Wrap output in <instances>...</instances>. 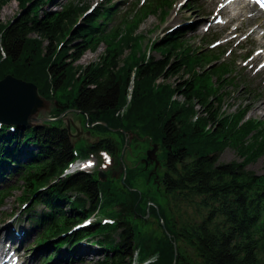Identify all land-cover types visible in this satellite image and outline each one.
Listing matches in <instances>:
<instances>
[{
	"label": "trees",
	"instance_id": "16d2710c",
	"mask_svg": "<svg viewBox=\"0 0 264 264\" xmlns=\"http://www.w3.org/2000/svg\"><path fill=\"white\" fill-rule=\"evenodd\" d=\"M9 1L0 0V11ZM17 1L26 7L32 0ZM164 2L154 7L155 12L163 10L169 0ZM87 4L78 1L42 16L38 15V5L33 4L11 23L0 19V79L12 74L33 82L39 93L51 100L60 92L58 98L64 105L93 112L89 123L106 122L107 126L98 122L93 127L97 141L79 142L85 154L106 147L120 156L125 142L120 128L138 137L128 147L139 139H144L148 147L158 143L165 169L162 187L154 185L151 189L147 182L145 191L130 189L136 174L129 167L124 182L120 179L118 185L110 180L101 183L97 173L58 179L73 156L74 144L61 120L19 127L15 136L8 137L10 140H5L4 131H0V165L28 143L36 146L30 150V162L18 168L24 199L57 180L38 196L51 208L49 213L39 214L37 220L48 222L47 237L41 243L80 221L88 211V203L97 205L102 185L111 190L104 191L110 193L109 204L116 205L107 213L124 217V223L83 228L69 237L71 244L81 236L101 237L98 241L110 249L95 264H131L137 250L140 259L151 258V264H194L185 246L194 249L200 264H264V174L249 169L251 163L264 156V122L244 118L252 108L246 101L258 98L256 91L229 77L231 64L218 68L211 65L219 55L201 56L179 35L153 44L159 56L143 51L145 34L140 27L147 8L141 16L127 19L119 35L101 31L96 21L99 11L73 27ZM112 14L102 11L100 26ZM65 37L68 40L57 50ZM101 43L105 50L98 61L78 63L84 53L95 51ZM214 76L216 87L211 83ZM160 78L162 81H158ZM229 87L247 96L234 116H224V106L233 99ZM198 104L202 111L194 120ZM124 107V114H117ZM60 111L55 107L52 116ZM209 124L215 129L207 128ZM111 128L117 130L112 132ZM227 147L234 149L242 161H220ZM139 169L136 171L141 174ZM161 194L167 197L165 205ZM193 201L198 207L195 216L182 206V202ZM59 202H70L69 211H64ZM148 205L150 218H145ZM182 211L185 218H181ZM153 216L157 224L151 221ZM138 221L142 229L137 228Z\"/></svg>",
	"mask_w": 264,
	"mask_h": 264
},
{
	"label": "rangeland",
	"instance_id": "374dc122",
	"mask_svg": "<svg viewBox=\"0 0 264 264\" xmlns=\"http://www.w3.org/2000/svg\"><path fill=\"white\" fill-rule=\"evenodd\" d=\"M61 1L62 0H57L56 2H61ZM83 1L88 3V5H89L92 2L100 1V0H83ZM129 1L131 2L132 0H129ZM195 2L197 3L195 7H193L192 9H185L184 11H182L178 15V17H173L172 15H170L167 18L166 22H164V23H161L160 19L157 18V16H155L153 14L150 15L144 22H142L140 30L141 31H146L147 36L152 38V39H159V38H161L164 35L166 30L170 26H172L174 23H176V22H181V21H185L186 19H194L195 18L199 22L200 21L204 22V23H202L204 25L205 22L208 20L210 14L213 11V8H214L213 2H214V0H195ZM127 6L130 7L129 2H127ZM185 7L187 8V4L185 5ZM46 8H48V5L46 6ZM20 11H21V6L19 5L18 1L17 0H11V1H9L7 4H5L2 7V9L0 11V19H1V21L3 23H8ZM226 30L224 31V33L226 32ZM211 32L215 33V30L211 29ZM194 35L189 36V40L191 41V43L194 44V46L195 45L199 46V44H201V43L202 44H206V46L209 44V43L207 44V39H208V35H211V33L206 34L203 29H200L198 32H196V33L194 32ZM147 42H148L147 39H144L142 41V44H141L142 47L141 48H146V50H148V48L145 47ZM258 46L259 45H257L256 47H258ZM104 50H105V45L104 44L99 46L95 51L88 50L86 53L83 54V57L81 58V60L78 63H81V64L84 65V64H87V63H90V62L98 61L100 56L104 53ZM235 53L241 54L242 52L240 50H237V51H235ZM242 60H243V57H241V58H239L237 60V64L239 66H241V67L243 66ZM244 74H248V75H244V78H247V79L250 80V82H252L253 88L260 89L262 91V94H261L260 98L253 97V98H250L249 100L246 101L248 104H251V107H252L251 110L249 111V115L256 116V117L264 119V87L261 84L263 79H264V71H263V77L262 78L253 77L254 72L250 68H247L245 70ZM249 77L250 78H255V80L254 79H250ZM229 90L232 92L233 99H231V103L229 105L226 104L224 106V108H226L225 109L226 112L234 113V112H236V110L239 109L238 105L241 104L245 100L244 98H246L247 96L244 95V91H242V90H241V92H236V90H234L233 87H229ZM180 99H182V97ZM49 100H51V99H49ZM51 103H52V101H51ZM51 109H53V108H51ZM197 110H198L197 113L201 114L202 107L199 104L197 106ZM52 111L50 113L51 116H52ZM125 111H126V107L123 110V112H125ZM61 113H63V109H61L59 114H61ZM62 118H63V120H65L67 118L68 119L72 118L73 120H75L76 122H78V123H80L82 125H83V122H84V119L80 115H78L76 113H72V112L64 113ZM63 123H64V121H63ZM93 127H94V125H91L90 127L87 126V125H83V127L81 128V132L82 133H81V135L78 138H76L74 136H71L73 143H79L80 141H85V142L86 141H91V142L94 143L95 141H97L98 140V136H97L98 134L95 133V132H92ZM86 129L91 131L90 135H86V133H85ZM133 138H134L133 140L138 141V139H137L138 137L136 138V135ZM140 141H142V140L139 139V142H135V144L132 145L131 147L130 146L128 147V145H127L126 146V150L123 149L126 152L123 155V157L125 158L124 163L129 168L134 167V166L135 167L143 166L142 161L140 159L146 157V151H147L148 145L145 142H143V141L140 142ZM27 152H28V148H25V153L22 156L23 160H28L27 159L28 158V154L26 155ZM121 156H122V151H121ZM238 157L239 156L237 155L236 151L234 149H232L231 147H228L221 154L220 161L229 162V161H231L233 159H237ZM158 158L161 161V163L159 165V168H160V166L162 165V161H163L161 149H159ZM249 167H250V169H253L254 171H256L258 174L264 173V156L260 157L255 163L251 164ZM111 169H112V171H118V163H117V166L115 168H111ZM138 169L139 168H137V169L134 168L133 169L135 171V174H136V181H134V183H132L131 187L129 186V188L142 192V191H145L146 187L148 186L147 185L148 183L146 182L144 177L148 176L149 170H147V171L143 170L144 171L143 172L141 170L143 168L141 167L139 169V171H142V173L145 174V176H143L138 171H136ZM163 169L164 168H161L160 171L163 170ZM111 173L112 172H109V175H108L106 180H111V184L118 185L119 180L115 181L114 179L115 178L121 179V173L119 172L118 176H114ZM157 177L160 178V173H158ZM13 181H14V177L6 180L4 182V184L8 185L10 183H13ZM122 182H124V181L122 180ZM154 185L155 184L152 183L149 186H150L151 189H153V188H155ZM19 195H20L19 190L15 191L13 196H11L10 198L7 199V202L4 205V207H2L0 209V217L4 213H8V215L5 214L6 219H5L4 223L0 222V227H1L0 232L3 230L4 227H7V222H8L9 216H10L11 209H14L15 212L19 209L20 204H21V202L18 199ZM161 197L163 199L162 198H160V199L163 202V204L165 205L167 197L163 196L162 194H161ZM153 204H155V202H153ZM172 204H173V202H172ZM182 206H183V209L187 210V212L191 216H195L196 214H198V211H197L198 207H197L196 202H194V201L193 202H182ZM68 211H69V208H68ZM20 216H21V212H20ZM95 216L98 217V219H100L104 215H101V213L98 212V213H96ZM106 217H108V216H106ZM185 217H186V215L182 211L181 218H185ZM19 221L21 222V220H19ZM151 221L155 222L157 224L156 217L153 216L151 218ZM22 223H23V225L25 224L24 222H21V224ZM136 226H137L138 229H142V223L140 221L136 222ZM155 227H156V225H155ZM35 232H37V231L36 230L33 231L31 229V233L30 234L35 233ZM3 234L1 235V238L3 237ZM117 236L118 235L115 234L116 238H117ZM185 248L188 250V252H189V254H190L191 258H192L193 263L194 264H200L201 260L196 255V252L194 251V249L192 247H190V246H185ZM86 251H88V250H86ZM33 252L34 251H32L31 248H30L29 251L27 253H25V255H24L25 258H28L29 256H31V254ZM36 254H39L40 257L43 256L40 251H37ZM94 256H97V255H94ZM136 256H137V253H136ZM88 258H89L88 260L92 259L91 256H89ZM94 258H97V257H94ZM92 262L93 261L90 260V262L88 264H93Z\"/></svg>",
	"mask_w": 264,
	"mask_h": 264
},
{
	"label": "water",
	"instance_id": "95a60500",
	"mask_svg": "<svg viewBox=\"0 0 264 264\" xmlns=\"http://www.w3.org/2000/svg\"><path fill=\"white\" fill-rule=\"evenodd\" d=\"M75 109H68L70 111ZM51 111V101L43 97L39 91L37 85L33 82L26 81L22 78L16 77L12 74H7L5 77L0 79V121L5 123H15L20 126L25 125H41L51 120H57L63 116L66 112H63L56 118H49L47 116ZM79 111V110H78ZM82 112V111H79ZM87 115V121L89 120V113L83 112ZM100 114H97L99 117ZM104 125H107L103 122ZM71 124H74L77 130L78 126L73 121H67V128L71 134ZM114 129V128H112ZM90 132H88L89 134ZM80 133L78 132L77 135ZM133 139V133L130 134V139H126L125 146L127 141ZM158 149L159 145L153 143L151 148L147 150V156L144 159L145 164L152 162L156 165L159 164L158 159ZM100 178L102 180L106 179V174L100 172ZM175 250L176 245H175Z\"/></svg>",
	"mask_w": 264,
	"mask_h": 264
},
{
	"label": "bare ground",
	"instance_id": "6f19581e",
	"mask_svg": "<svg viewBox=\"0 0 264 264\" xmlns=\"http://www.w3.org/2000/svg\"><path fill=\"white\" fill-rule=\"evenodd\" d=\"M17 230H20V234H17L15 230L10 229L8 227L3 228V233L5 234L6 240L11 241L12 244H21L24 240V235L22 233V229L17 225ZM1 229V227H0ZM1 234V233H0ZM1 240V239H0ZM36 257L35 253L31 256V259Z\"/></svg>",
	"mask_w": 264,
	"mask_h": 264
},
{
	"label": "flooded vegetation",
	"instance_id": "af4514ba",
	"mask_svg": "<svg viewBox=\"0 0 264 264\" xmlns=\"http://www.w3.org/2000/svg\"><path fill=\"white\" fill-rule=\"evenodd\" d=\"M78 123V122H77ZM154 168H155V166H154V164H151V163H149L148 164V167H147V169L149 170V172H151L152 170H154ZM158 168H159V166H158ZM158 168H157V170H158ZM156 170V171H157ZM156 171H154V173L156 172ZM156 174H154L153 176H155ZM152 176V177H153Z\"/></svg>",
	"mask_w": 264,
	"mask_h": 264
}]
</instances>
